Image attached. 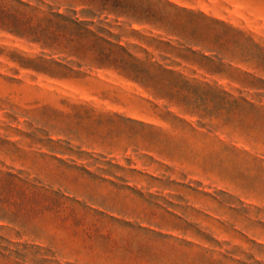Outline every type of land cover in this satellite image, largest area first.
I'll return each instance as SVG.
<instances>
[{"label": "rangeland", "instance_id": "1", "mask_svg": "<svg viewBox=\"0 0 264 264\" xmlns=\"http://www.w3.org/2000/svg\"><path fill=\"white\" fill-rule=\"evenodd\" d=\"M21 1L42 16L62 0ZM169 1L179 9L161 4L147 24L92 25L175 72L146 90L0 30V170L50 198L0 221V264H264V85L235 80L264 79V0ZM202 54L227 72L207 73Z\"/></svg>", "mask_w": 264, "mask_h": 264}, {"label": "trees", "instance_id": "2", "mask_svg": "<svg viewBox=\"0 0 264 264\" xmlns=\"http://www.w3.org/2000/svg\"><path fill=\"white\" fill-rule=\"evenodd\" d=\"M168 5L179 9L169 0H62L55 9L51 8L49 15H38L30 3L21 0H0V30L11 33L20 39H26L40 44L41 48H55L69 56L79 57L85 63L77 66H87L98 70H112L119 77L140 85L143 89L149 87L150 82L174 81L172 69L158 67L153 69L149 59H142L129 49V44H123L126 35L119 31L115 33L111 27H97L92 25L96 19H113L116 23L147 24L160 13V5ZM64 6V12L60 11ZM80 7V15L76 8ZM72 8V9H68ZM74 10V14L66 11ZM32 19H38L32 21ZM155 21L158 19H154ZM212 19H204L210 21ZM214 20V19H213ZM220 25L230 27L223 21L214 20ZM207 25V22H206ZM134 33L138 30L132 29ZM170 32V31H167ZM47 35V37H41ZM255 47H258L253 42ZM208 62L205 69L210 74H225L227 71L214 58L201 55ZM16 63L24 69L45 72V65L24 54L19 55ZM54 65L64 67L61 62L53 61ZM43 68V69H40ZM235 80L243 87L261 88L264 79L254 77L248 72L236 70ZM156 99L167 100L173 92L151 93ZM49 195L42 187L27 179H21L17 174L0 170V221L11 225L24 223L50 208ZM54 203V202H53ZM48 262L51 260L48 259Z\"/></svg>", "mask_w": 264, "mask_h": 264}]
</instances>
